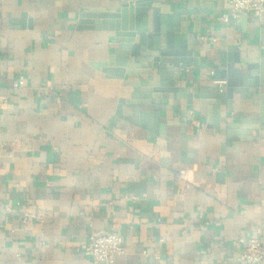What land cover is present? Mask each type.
<instances>
[{
  "label": "crops",
  "instance_id": "crops-1",
  "mask_svg": "<svg viewBox=\"0 0 264 264\" xmlns=\"http://www.w3.org/2000/svg\"><path fill=\"white\" fill-rule=\"evenodd\" d=\"M127 1L0 0V264H92L94 231L122 236L114 264H241L239 238L264 230L263 89L218 101L210 119L205 99L163 93L157 122L152 103L133 122L127 100L145 75L119 76L115 31L81 24ZM164 2L192 28L198 17L182 89L217 91L222 52L239 54L242 74L264 62V13Z\"/></svg>",
  "mask_w": 264,
  "mask_h": 264
},
{
  "label": "water",
  "instance_id": "water-1",
  "mask_svg": "<svg viewBox=\"0 0 264 264\" xmlns=\"http://www.w3.org/2000/svg\"><path fill=\"white\" fill-rule=\"evenodd\" d=\"M93 14L85 11L81 15V24L89 28L115 31L116 41L119 43L114 55L110 56L109 64L118 66L119 76L129 74L142 78L134 83V93L128 103L133 105L132 121L138 122L137 116L141 104H153L154 111L149 113L157 122L158 112L161 110L160 96L163 93H172L178 97L181 91L183 97L191 103L193 98L205 99L209 119L217 111V102L227 103L234 94L240 93L250 98L262 88L264 92V62L247 59L246 71L236 69L235 64L241 61L238 53H230L227 61L222 52L220 65H213V78L226 80V89L212 88L207 95L193 93L182 89V64L193 63V46L199 41L195 39L198 30V17L195 27L186 20L185 15L191 14L187 10L171 9L164 0H128L118 9H94ZM234 55V58L232 57ZM128 68V69H127ZM183 92V93H182ZM154 95V98H153ZM143 99H140L142 98ZM120 100L118 112L123 114ZM230 108V107H229ZM264 111V108H262ZM125 118L129 120L127 114ZM131 120V119H130ZM143 124V123H141ZM153 129V125L149 124Z\"/></svg>",
  "mask_w": 264,
  "mask_h": 264
},
{
  "label": "built area",
  "instance_id": "built-area-1",
  "mask_svg": "<svg viewBox=\"0 0 264 264\" xmlns=\"http://www.w3.org/2000/svg\"><path fill=\"white\" fill-rule=\"evenodd\" d=\"M231 5L232 14L238 15L242 13H253L254 16L260 17L264 13V0H226ZM224 21H228L229 14L221 17ZM213 75V71H212ZM225 81H218L220 90H223ZM24 79L21 78L15 87L22 86ZM1 102H5L4 99ZM191 187V182L187 181L185 188ZM36 215L26 214L25 218H34ZM245 250L240 259L241 264H260L264 263V230H260L259 235L253 237H240ZM124 252L123 238L119 234L107 232L99 233L92 232L89 237V246L86 251L87 255L91 258L92 264H114L115 257Z\"/></svg>",
  "mask_w": 264,
  "mask_h": 264
}]
</instances>
